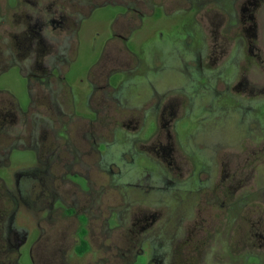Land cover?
<instances>
[{"label":"flooded vegetation","instance_id":"1","mask_svg":"<svg viewBox=\"0 0 264 264\" xmlns=\"http://www.w3.org/2000/svg\"><path fill=\"white\" fill-rule=\"evenodd\" d=\"M219 1L0 0V264H69L64 257L71 245L84 246L83 255L110 224L131 234L123 253L127 264L229 261L225 254L235 248H220L221 235L196 238L208 221L188 210L196 207L198 196L193 201L171 195L129 203L119 197V208L109 217L103 207L108 174L112 186L111 178L121 172L108 160L112 146L126 166L152 160L160 170L161 189L174 190L191 180L199 193L212 186L213 171L219 169L207 154L216 141L194 142L180 123L197 103L206 112L216 106L226 111L237 100L241 113L249 114L254 110L248 98L264 96V85L252 83L248 75L264 70V54L257 48L264 44V0H232L233 20ZM183 7L198 15L206 36H214V52H208L206 37L202 49L189 43L194 62L177 61L189 73L199 72L197 88L187 91L160 58H142L136 47L147 38L140 37L143 30L161 41V26ZM236 37V50L248 51L243 52V72L232 76L231 62L242 58L235 60L227 49ZM88 42L91 51L101 43L98 57L84 77L71 82V66ZM11 68L25 80L24 99L4 81ZM129 85L133 87L126 91ZM126 140L129 148L124 149ZM217 143L215 147L228 145ZM23 150L33 153V161L13 160ZM223 172L221 184L228 188L248 180L245 171ZM203 173L209 174L207 180ZM130 185L155 188L148 178ZM250 223L252 236L263 237L257 222ZM245 242L246 250L253 247Z\"/></svg>","mask_w":264,"mask_h":264},{"label":"rangeland","instance_id":"2","mask_svg":"<svg viewBox=\"0 0 264 264\" xmlns=\"http://www.w3.org/2000/svg\"><path fill=\"white\" fill-rule=\"evenodd\" d=\"M190 2L194 3L195 0H190ZM219 2L220 8L225 12H229L231 20H233L235 13L232 8V0H221ZM183 5H187L184 0ZM160 30L163 33V37L161 41L157 42L153 41V36L149 37L152 32L148 34L146 30H143L140 33V37L147 36L145 41L139 40L140 43L143 42L141 48H139L138 44L136 46L140 49L139 52L137 51L140 57L145 59L152 58L153 56L154 58H160L166 67H168L167 71L171 70L169 73L177 77L179 87L183 86V90L185 91L191 90L192 87L196 89V78L199 72L196 70L189 73L187 68L182 64H177V61L183 57L185 62H194L195 55L189 43L194 45L195 49H202L206 37L208 52H214L212 46L214 36L211 32L206 36V31L200 24L198 15L185 7L182 10L176 9L172 18H169L168 22L163 24ZM259 30L261 35V25ZM233 33H235L234 28L232 29ZM239 43L240 40L236 37L235 45L233 43L231 46L228 45L227 48L229 49V54H235V60H237V57L242 56L241 60L237 63L231 62L232 68L230 71L233 74L232 76L238 73L241 74L243 68L246 66V62L243 61L245 59L243 52L247 54L248 50L243 51L241 48V51H237ZM100 48L101 43L96 51H91L90 42L85 45V48L80 52L79 60L71 66L69 73V77L72 76L71 82L78 77H84L86 68L98 57ZM257 48L264 54L263 43H259ZM153 51L160 53H153ZM255 52H258V50H255ZM207 61H204L205 65ZM250 68L253 69V67ZM179 69L183 73H178ZM261 71H259L258 75L251 70L248 72L252 83L257 82V84L264 85V70L261 69ZM211 80L212 78L209 79V82ZM4 81L9 83L11 91L17 96L21 99L25 98V80L21 77L17 68H11ZM137 84L139 89L143 88L141 82ZM130 85L126 88V91L129 90ZM246 96L249 95L246 94ZM248 101L251 102V107L254 110L249 114H245L243 110L244 114L241 113V105L237 103V100H232L228 104L226 111L224 108L216 106L218 109L213 108L210 112H206L205 109L201 108V103H197L191 108L193 113L180 123V128H183L188 139L194 142L204 141V138L208 139L210 143L212 140L216 141L213 148L207 150V154L211 156V161L217 163L219 169L213 171L212 186L202 189L199 193L197 183L191 180L184 182L183 187H177L174 190L161 189L160 170L158 166L154 165L152 160L140 156L139 159L146 158V161L142 162L140 160L134 165L126 166V164L122 163L123 161L117 146H112L108 160H113L117 165L121 166V172L111 178L112 186L110 185L108 174L106 198L104 197L103 200V207L107 209L106 215L109 217L112 212L116 213V210L119 208V197L120 199L124 197L125 203H129L134 198L137 200H147L154 197L171 199L170 196L172 195L173 199L183 197V199L188 198V201H193L198 196L199 201H197L196 207L192 209L189 206L188 210L190 213L194 212L198 214L199 217L206 216L208 221L201 226L204 228L199 230L200 233L197 234L196 238L200 236L199 239L202 241L211 235L213 237L221 235L219 237L221 240L217 241L220 248L224 244L235 248L226 254L224 252L230 261H227L225 264H264V141L260 142V140L264 139L262 113L264 109V96H251L248 98ZM243 117H246L247 120H243ZM127 141L121 144L124 149L129 148ZM220 141H225L228 145L226 147H215V144H218L217 142ZM261 148L262 150H260ZM14 154L13 160L16 163L33 161V153L28 150L16 151ZM183 156L185 157L184 161H186L187 156L185 154ZM203 156L200 155L201 160ZM244 160H246L247 164H244ZM126 161L130 162L131 157L127 156ZM227 162H230V165L224 166ZM185 169V166H183V173ZM211 169H214V167ZM224 169H230L234 175L235 173L242 174L245 171V174L242 175L248 178V180L242 187H236V189L228 188L227 184H221L222 175L225 174L223 172ZM184 175L186 176L187 172ZM146 178H148L149 183L155 186V188L131 187V183L140 180L144 181ZM201 178L207 180L209 174L203 173ZM213 199L215 202L212 201ZM251 221L257 222L260 228L258 232L263 237L252 236V232H249ZM258 222H261V224ZM130 236L131 234L128 229L115 228L113 224H110L102 236L95 237L90 250L83 255H79V252L85 249V247L78 243L73 249L71 245L64 259L69 264H127L123 253L125 252V245L131 238ZM245 239L247 243L253 244L251 249L246 250L244 248ZM140 262H142V259ZM216 262L217 258L214 259V264Z\"/></svg>","mask_w":264,"mask_h":264}]
</instances>
